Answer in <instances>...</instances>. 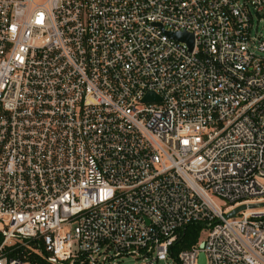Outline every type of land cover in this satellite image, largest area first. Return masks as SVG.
<instances>
[{
    "label": "built area",
    "instance_id": "built-area-1",
    "mask_svg": "<svg viewBox=\"0 0 264 264\" xmlns=\"http://www.w3.org/2000/svg\"><path fill=\"white\" fill-rule=\"evenodd\" d=\"M262 16L264 0H0V264H32L16 243L50 264H264ZM188 225L200 243L171 258Z\"/></svg>",
    "mask_w": 264,
    "mask_h": 264
},
{
    "label": "trees",
    "instance_id": "trees-1",
    "mask_svg": "<svg viewBox=\"0 0 264 264\" xmlns=\"http://www.w3.org/2000/svg\"><path fill=\"white\" fill-rule=\"evenodd\" d=\"M202 232V226L201 225H188L185 227L184 230H182L178 238L176 239L175 243L171 247L170 250V257L175 258L177 253L181 250L189 249L192 246L200 243V234ZM3 240V237L0 234V244ZM11 250V251H10ZM25 252L23 246H21L19 243H16L13 248H6V254L10 258L18 257L23 259L24 261H28L32 264H50L45 258H38L36 257H28L25 256Z\"/></svg>",
    "mask_w": 264,
    "mask_h": 264
},
{
    "label": "water",
    "instance_id": "water-1",
    "mask_svg": "<svg viewBox=\"0 0 264 264\" xmlns=\"http://www.w3.org/2000/svg\"><path fill=\"white\" fill-rule=\"evenodd\" d=\"M169 36L172 38V39H175L177 41H180V42H184L186 44H188L189 46V49L191 50L192 49V36L185 33V32H182V33H171L169 34ZM156 99V97L152 94V93H148L144 96L143 98V101L146 102V101H150L151 99ZM261 206L264 207V203L261 204ZM257 206L256 205H251L249 206L250 209H253V208H256ZM245 210V205H242V206H239L237 208H235L230 214H228V218H232L234 217L237 213L241 212ZM202 243L200 244V247H202ZM198 264H205V256L203 253H200L199 256H198Z\"/></svg>",
    "mask_w": 264,
    "mask_h": 264
},
{
    "label": "rangeland",
    "instance_id": "rangeland-1",
    "mask_svg": "<svg viewBox=\"0 0 264 264\" xmlns=\"http://www.w3.org/2000/svg\"><path fill=\"white\" fill-rule=\"evenodd\" d=\"M256 25H257V29H258V32L260 33L261 37H264V16H262L260 18V21L257 22ZM12 242L13 243H16L17 241H16V239H12ZM23 248H24V251H27V252H25V256H28V257H31V258L37 256L39 258L38 255L32 253V250L31 249L28 250L26 247H23ZM138 263H140V262L132 259L131 257H125V258H123L122 260H120L116 264H138ZM155 264H177V263L174 260L169 259L166 262H158V263H155Z\"/></svg>",
    "mask_w": 264,
    "mask_h": 264
}]
</instances>
